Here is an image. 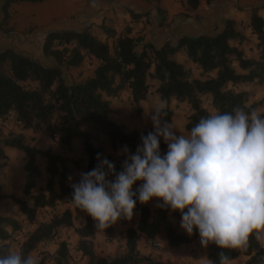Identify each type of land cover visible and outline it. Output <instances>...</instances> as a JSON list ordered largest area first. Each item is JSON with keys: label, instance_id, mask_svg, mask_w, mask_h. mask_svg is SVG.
Listing matches in <instances>:
<instances>
[{"label": "trees", "instance_id": "1", "mask_svg": "<svg viewBox=\"0 0 264 264\" xmlns=\"http://www.w3.org/2000/svg\"><path fill=\"white\" fill-rule=\"evenodd\" d=\"M21 1L36 3L43 0H3L0 4V26L9 17L8 7ZM179 1L187 14L194 12L201 0ZM258 9H264V6L248 9V20L244 25L225 18L221 30L214 34L181 36L175 44L166 40L159 47L144 41L138 31L131 33L129 26L116 32L114 28L101 23V39L92 34L88 27L82 30L48 31L43 36L40 49L43 56L53 59V66L44 65L10 48L0 50V119L10 116L17 129L0 137V159L4 157L5 147L24 153L25 178L21 192L29 197L30 203L1 192L0 199L9 198L24 219L34 224L20 243L18 253L27 256L40 241L53 238L58 227H72V215L68 209L59 214H51L46 221H37L38 208L52 207L63 196L72 197L73 188L66 183L65 163L68 159L51 152L49 148L39 149L27 145L24 132H45L59 146L66 148H70L72 139H80L87 157L86 168L93 169L98 164L97 154L102 153L100 146L93 145L98 134H104L112 148L116 144H123L127 146L129 154H135L141 136L150 132L149 129L127 132L121 124L107 118L110 111L108 98L119 96L126 88L131 100L137 103L145 100L151 92V81H154L153 92L160 100L166 101L165 119L168 122L171 116L168 108L170 100L185 102L190 112L186 116L184 128L189 131L201 117L216 111H231L234 106H240L246 112L256 109L261 101L249 102V91L239 90L237 85L264 82V19L257 14ZM126 11L131 21L148 16L147 12ZM155 11L160 18L163 16L160 7L156 6ZM0 29L1 32H7L2 27ZM251 37L255 38L251 44L254 53L246 54L243 45ZM179 52H182L184 62L176 59ZM85 58L94 62L91 74L66 84L63 70L80 66ZM159 147L167 151L164 142H160ZM35 156L44 159L48 178L45 192L31 194L34 180L39 175L34 163ZM105 158L110 161L109 155H100V159ZM113 164L117 173L122 170L121 164ZM56 175L58 189L54 190L51 185ZM108 179L112 180L114 176ZM135 210L138 211L137 221L134 227L125 229L124 251L119 255L106 258L95 255L90 239L94 232V220L89 215H85L81 226L73 227L77 236L76 250L85 258L84 264H161L139 253V235L152 240L158 233H162L169 247H177L199 238L195 229L192 235L175 230L170 217L181 220L179 211L156 206L153 214H150L147 207L138 200ZM119 221L127 223L130 220L122 218ZM16 230H20V223L16 219L0 216V247L9 251L10 235ZM207 250L206 259L219 264L217 254L221 249L209 244ZM223 251L230 260L245 256L242 264H262L264 257V246L255 235L250 238L246 251ZM68 256L66 244L60 241L51 260L53 264H66ZM44 260L45 256L41 257L39 264H44Z\"/></svg>", "mask_w": 264, "mask_h": 264}, {"label": "clouds", "instance_id": "2", "mask_svg": "<svg viewBox=\"0 0 264 264\" xmlns=\"http://www.w3.org/2000/svg\"><path fill=\"white\" fill-rule=\"evenodd\" d=\"M166 108L164 100L151 108L154 131L141 136L135 154L127 146L118 153L126 157L120 172L97 154V166L72 185L71 203L104 230L119 219L130 220L137 200L156 199L157 207L180 212V228L188 235L195 229L202 247L221 249L219 264H231L223 250L246 251L253 235L264 246V114L240 106L216 111L185 136L174 134ZM161 138L167 145L163 155ZM0 264L39 262L0 247Z\"/></svg>", "mask_w": 264, "mask_h": 264}, {"label": "crops", "instance_id": "3", "mask_svg": "<svg viewBox=\"0 0 264 264\" xmlns=\"http://www.w3.org/2000/svg\"><path fill=\"white\" fill-rule=\"evenodd\" d=\"M2 1L3 0H0V4ZM45 1L46 0H44V2ZM261 3L264 6V0H201L197 9L187 14L184 13L179 0H50V3L47 4L48 6L41 8V14H39L38 11H34V9H23L21 7L24 5L22 2L13 3L8 7V19L0 26V28L2 27V29L7 30V32L0 31V38H6V42L9 45L10 41H8V39L14 36L13 34L16 31L15 28L17 24L20 23L21 18H24L26 13L30 12L33 19L31 23L38 27L37 29L40 34H45L48 31L54 30H82L88 27L96 37L103 38L99 25L104 23L114 28L116 32H119L124 26H129L132 30L131 33L138 31L139 34L143 36L144 41H148L153 44V46L159 47L166 40L171 44H175L176 39L181 36L214 34L221 30L223 26L222 20L225 18H231L236 23H240L241 21L246 23L249 15L248 9L253 6H259ZM156 6L163 9V16L161 18L155 11ZM238 7H241V9ZM126 9L131 10L133 13L147 12L148 16H141L137 20L131 21ZM257 14L264 19V9H258ZM228 15H230V17H228ZM1 17L2 12L0 10V20ZM145 19L147 20L145 21ZM50 21L54 23L53 26L47 25ZM211 31L213 32L209 33ZM254 39V37H251L250 40L253 42ZM18 40L19 39H17V41ZM37 40V46L34 48L41 52L40 44L42 39L38 37ZM18 42L20 43V41ZM4 47L6 46H3V48ZM15 51L19 50L15 48ZM177 55L184 58L182 52H179ZM36 59L44 65H54L53 59L43 56L42 53L40 58L38 57ZM187 64L191 65L188 61ZM243 85L246 84L237 85V89L243 88ZM244 88H246V86ZM122 92L125 93L124 99L120 96L108 98L110 111L107 113V118L121 124L127 132L131 130L142 132L145 129H149L150 132L154 131L148 113H150L153 106L161 101L158 95L149 92L145 100L134 103L129 96L128 88ZM134 108H138L139 110L137 117L132 116ZM168 108L171 110L169 122L174 128V134L189 135L190 131L184 128L186 116L190 112L188 105L185 102H176L171 99ZM160 142H164L163 138H161ZM93 145L100 146L102 149L100 155H109L112 163L122 165L126 158L124 155L118 154L121 152L124 145L116 144L114 148H112L109 140L104 134H98L96 140L93 141ZM140 145L141 141L138 143L137 147ZM73 149L77 151V157L73 156L74 153L71 152ZM70 150V152L68 150V152L62 156L72 161L77 158L79 159V166L75 167L71 173L76 176L78 183V180L81 178L80 174L89 172L92 169L86 168L87 157L81 149L80 139L75 138L71 140ZM163 150L166 152L164 148H160L161 152H163ZM161 154L163 155V153ZM66 168L70 172L71 167L66 166ZM140 183V181H137L136 184L133 185V191ZM73 184L74 183H71L70 186ZM156 204L157 200L153 199L143 205L147 207L150 214H153ZM94 235V241L97 240L100 242L102 237L101 233L94 232ZM189 243L192 245L193 249V253L189 254L190 258L193 255L196 258L198 257L197 260L200 262L203 260L204 263L202 264H207V247L201 246L198 237L194 238ZM165 245L169 248L167 244ZM195 248L198 249L199 254H194L196 253ZM100 256L104 257V255ZM241 256L242 255L230 260L231 264L239 260ZM243 257L244 259L246 258L245 256ZM186 260L187 259L184 258L183 262ZM191 260L196 261L195 259ZM262 264H264V257Z\"/></svg>", "mask_w": 264, "mask_h": 264}, {"label": "rangeland", "instance_id": "4", "mask_svg": "<svg viewBox=\"0 0 264 264\" xmlns=\"http://www.w3.org/2000/svg\"><path fill=\"white\" fill-rule=\"evenodd\" d=\"M23 6H21L23 9L38 11L39 14L42 11L41 8L48 6L47 4L50 3V0H46L44 2H26L21 1ZM16 2V3H21ZM13 4V3H12ZM259 6H263L261 3ZM20 7V8H21ZM241 9V7H238ZM230 17V15H228ZM32 16L30 12L26 13L24 18H21L20 23L16 26V31L13 34V39H8L10 41L9 45L6 42V38H0V49L2 50L3 46H6L4 48H10L15 51V48H17L19 51H16L18 53H21L25 56L31 57L33 59L40 58L41 52L40 50H35V46H37V38L41 37L43 39L44 34H40L38 32V27H36L33 23ZM242 25H244L245 22H240ZM47 25L53 26V22H49ZM133 27V26H132ZM31 32V33H30ZM213 31L209 32L212 33ZM34 33V34H33ZM100 39L102 37H99ZM20 41V43L17 41ZM42 41V40H41ZM252 40L244 43L243 49L245 50L246 54H252L254 53L253 47L251 46ZM3 48V49H4ZM40 55V56H39ZM176 59L178 61L184 62V58L180 55H176ZM37 60V59H36ZM94 65L93 60L85 58L83 63H81L80 66L72 69L63 70L62 76L66 84H69L72 81L81 80L91 74L92 67ZM152 82V88L150 93L153 92V87L155 85L154 81ZM246 86V88H244ZM244 88V89H243ZM243 88H240L239 90H247L250 93L249 96V102L252 101H258L260 100L261 103L259 106L256 107V110L260 111L261 113H264V82L261 84H251L248 83L246 85H243ZM121 98L124 99L125 93L121 92L119 95ZM139 114V110L137 108H134L132 112V116L137 117ZM8 131H17L15 125L13 124L11 117H5L3 119H0V137L5 136ZM24 142L27 145L34 146L39 149H46L49 148L51 152L64 155L66 152L71 151L70 148H66L64 146H59L54 140L50 139L45 132L42 131H36V132H30L25 131L24 132ZM161 148V147H160ZM81 149L83 151L82 145ZM4 157L0 159V192L3 194H12L16 197H19L21 199H24L28 204L30 203V199L27 196H24L21 192L22 185L25 178V172L23 171V164L26 161V157L24 153L20 150L5 147L3 148ZM73 156L77 157L74 149L71 151ZM165 154L164 150L161 152ZM98 161V160H97ZM34 163L36 164L39 175L34 180V186L30 190L31 194H35L38 192H45L44 187L46 183V179L48 178V174L45 172V162L44 159L39 158L38 156L34 157ZM76 163V164H75ZM99 163V161H98ZM66 166L71 167L70 172L67 170L66 172V183L68 185H71V183L76 184L77 179L76 176L71 174L73 172V169L75 167L79 166V159L72 161L69 160L65 163ZM57 175L53 177L52 180V188L54 190H57V184H56ZM79 181V180H78ZM72 187V186H71ZM72 197L70 196H63L60 199H57L55 204L52 207H43L38 208L36 213V219L39 222L46 221L51 214L53 213H60L64 209H68L72 215V227H58L56 229V233L53 238L46 240V241H40L34 250L28 253L34 256L37 260H39L41 257L45 256L44 264H53L51 258L53 257V252L57 248V245L60 241H63L66 244V247L68 249V257H67V263L66 264H84L85 258L81 257L79 252L76 250V240L77 236L73 231V227L81 226L84 222V218L86 213L81 211L79 208H77L73 203H71ZM0 216H9L11 218L16 219L20 223V230H16L13 233H11V240L9 242V251L11 252H18V247L22 240L26 237V235L32 230L34 227V224L28 223L23 215L19 212L18 207L14 205L9 198H2L0 199ZM138 217V211H133V216L127 223H121L119 220L112 224L110 227L104 229V230H98L96 227V222L94 221L93 227L94 232L101 233L102 237L100 242L97 240L94 241L95 235L94 232L91 235L90 239L93 242V249L95 252V255L97 257H101L100 255H104V257H110L114 255L121 254L124 250V240H125V229L127 227H134L135 223L137 221ZM171 222L173 223V226L176 231L186 233L184 230L180 228V220L170 217ZM264 233H262L263 235ZM193 240V239H192ZM191 240V241H192ZM159 243V246L153 243ZM165 237L162 233H158L155 238L152 240L143 236L139 235L137 239V249L140 254L147 255L150 259L157 261L161 264H202L204 263L203 260L201 262L197 260L195 256H191L189 254L193 253L192 245L188 242L185 244H182L180 246H177L180 248V251L176 255H172L167 251V246ZM196 253L199 254V251L197 248ZM187 259L185 262H183V259ZM191 259H195L196 261H192ZM244 261V257L241 256L239 260H237L235 263L232 264H242Z\"/></svg>", "mask_w": 264, "mask_h": 264}, {"label": "built area", "instance_id": "5", "mask_svg": "<svg viewBox=\"0 0 264 264\" xmlns=\"http://www.w3.org/2000/svg\"><path fill=\"white\" fill-rule=\"evenodd\" d=\"M153 244H156V245H158L159 246V243H153ZM179 248L178 247H169V248H167V251L170 253V254H172V255H176L178 252H179Z\"/></svg>", "mask_w": 264, "mask_h": 264}]
</instances>
